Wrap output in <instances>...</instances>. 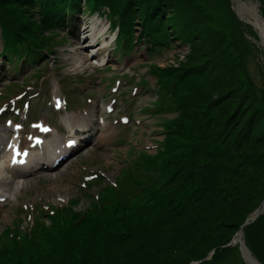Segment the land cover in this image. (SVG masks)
Listing matches in <instances>:
<instances>
[{"label":"rangeland","instance_id":"374dc122","mask_svg":"<svg viewBox=\"0 0 264 264\" xmlns=\"http://www.w3.org/2000/svg\"><path fill=\"white\" fill-rule=\"evenodd\" d=\"M175 2L176 9L182 11L175 16L182 36L168 35L157 42L151 53L150 45L138 40L144 32L139 22L130 24L135 28L137 44L132 47L129 40L123 43L119 32L111 29L105 15H82V33L76 38L63 35L62 30L49 35L52 26H45L37 5H0V17L13 23L17 20L16 25L35 41L46 40L43 43L50 47L59 44L54 47L57 51L41 62L40 69L36 65L17 69L16 64L4 61L0 55V103L25 90L29 95L41 89L42 94L52 100L54 95H64L63 91L71 89L78 106L89 110L92 104L95 106L96 110L90 114L97 118L104 113V105L113 95L118 98V112L109 114L108 126L103 132H97L91 142L95 144L72 159L64 167L69 168L64 174L49 181L28 177L23 186L17 187L14 196L8 194L6 201H0V264L22 261L30 264L36 258L32 252L48 254L58 245L65 250L64 244L70 243L72 238L57 239L58 232L54 228L78 220L88 223L84 229H100L94 234L80 231L78 238L87 246H105L108 240L117 245L105 248L92 264H177L171 260L181 252L184 255L179 254L178 264H185L189 259L187 264H194L195 258L213 250L223 253L212 252L205 260L209 264H224V260L228 264L235 252H241L244 264H251L250 260L252 264H264V211L244 228L242 243L218 247L232 240L244 220L264 200V142L256 136L258 131H264V42L249 14L253 9L264 18V0ZM89 7L90 2L85 9ZM184 20L194 30L189 34L190 40L185 39L188 31ZM94 23L99 27L110 25L107 33L98 35L101 37L97 48L105 40L112 43L107 49L101 48L105 60L99 65L91 61L79 63L78 58L86 53L85 46L91 42ZM50 36L55 37L46 38ZM201 66L212 70L205 71L204 77H188L201 70ZM178 76H182L183 81ZM87 97L94 101L88 102ZM153 101L158 103L159 111L157 107L147 110L148 106H156ZM38 107L37 113L58 118V124L72 125L79 116L68 108L66 112L75 117L65 119L67 114L62 115L63 111L52 114L51 106ZM202 112L203 121L214 117L218 120L217 142L212 144L213 139L206 138L210 146L206 168L205 156L194 151L200 141L195 125ZM123 113L130 114L131 121L126 125L117 122ZM233 116L236 122L231 120ZM252 116V129L243 137L244 126ZM241 131L239 142L235 133ZM146 162L156 168L151 190H143L148 196L147 208H133L135 199L128 202L118 200L120 196L104 199L114 182L118 189L123 186L125 196L132 198L135 187L153 175L143 169ZM94 174L99 178H93ZM14 184L9 185L10 189L16 187ZM5 188L0 179V193H4ZM115 194L113 190L110 192L112 197ZM97 201L100 204H96ZM57 206L66 211L61 208L53 215L51 208ZM184 209L181 216L170 218L166 227L167 213ZM73 211L80 213H74L71 219L59 218ZM42 220L51 227L41 228ZM153 223L166 227L158 238H151L155 240L154 246L139 241L138 237L130 240L135 236L131 230L136 224ZM174 225L178 226L180 235L176 244L169 247L168 243L177 235ZM24 227V234L17 237ZM149 229L144 227L142 231ZM46 231L49 233L42 234ZM203 231L205 237L201 236ZM12 232L11 237H17L14 241L8 237ZM36 234L40 235L36 237ZM197 237L213 238L197 242ZM29 239H34L38 248L29 247ZM144 245L149 249L141 252ZM47 264L76 263L65 258Z\"/></svg>","mask_w":264,"mask_h":264},{"label":"trees","instance_id":"16d2710c","mask_svg":"<svg viewBox=\"0 0 264 264\" xmlns=\"http://www.w3.org/2000/svg\"><path fill=\"white\" fill-rule=\"evenodd\" d=\"M86 1L90 2V7L88 9L89 12L98 11L102 13V8L104 6H107L109 8L108 17L111 19L113 26H115V28L118 27L122 31H125L132 39H134L133 36L135 34L133 31L135 28L130 27V24L135 25V23L137 22L141 23V25L144 28V32L142 33V35L139 37L138 40L141 41L144 39L146 41L151 42L154 46H157V42L162 41L168 35H171L172 38H178L182 33V31H180L177 26L178 22H177V18L175 17L177 13L178 14L182 13V11L179 8L176 9L177 8V4L175 2L176 0H86ZM13 3H24L32 6L37 5L39 8V13L42 15L43 20L45 22V26L49 27L51 25H54L56 28H65L66 26L74 27L76 21H78L76 14L79 13L83 7L82 5L83 0H0V5L3 7H8ZM17 22L18 21L16 20V23ZM16 23H13V21H11L10 19L0 17V24L4 25L2 38L4 41L5 49L3 51V55H5L6 53L8 55L10 53L11 55L17 56L18 58L25 57L27 60H31L32 58H34V56L37 55V52L41 50L39 45L45 42L46 40L36 42L34 39L31 38V36L24 34L23 33L24 31L22 29H19L15 25ZM184 25H185V30L188 31L187 34L188 36L186 35L185 39L190 40L191 35L189 34H192L194 30L190 29L192 27L190 26L188 21L184 20ZM195 68H197V66H195ZM200 69L201 70H197L190 73L188 77L190 75H194V78L204 77V73L212 70L211 68L209 67L206 68L204 66H201ZM178 77L179 78L181 77L183 81L182 76H178ZM238 108L239 107H237V109ZM203 112L199 116V123L195 125V127L198 128V131L200 133L199 136L200 141L195 145L194 151L198 154H202L203 156H205L207 163L204 165V167L206 168L209 165L208 154L210 152V146L206 142V138L209 137L212 138L213 139L212 144L217 142L215 129L218 126V120L216 117H214L213 120L210 118L206 121H203L202 120ZM231 120L236 122L235 116L231 117ZM252 122H253V116L248 119L247 124L244 126L243 134L242 131L238 132L237 134L235 133V135L239 139V142L241 139V134L243 137H245L248 133H250L253 125ZM261 131L262 130L257 132L258 133L256 135L257 140H259L260 142H264V131L263 132ZM232 132L235 131L233 130ZM147 172H151V171H147ZM152 174L154 173L152 172ZM154 180H155V176L153 175L148 176L144 179L142 184L135 187L133 194L136 193V188L142 190L135 195V200L132 202L133 208L135 207L138 210L147 208L145 202L147 201L148 196L147 193L143 190L144 189L151 190L152 183ZM122 187L120 186V189L115 187L116 189L115 191L114 187L111 186L110 191L107 193L104 199H114L115 197L120 196L118 200L125 199L126 202H128V197L124 195ZM112 190L116 193L115 196L113 197L110 195V192ZM139 199H141L139 202L136 201ZM96 204L99 203L96 202ZM185 211L186 209L178 213L168 212L167 221L165 222L166 227L169 224L170 218L181 216ZM100 214L101 213L99 212V215ZM93 216L94 214L91 215V217ZM63 217L66 218L64 215ZM63 217L60 216V218ZM245 222L246 220H244V223ZM87 224L88 223L85 220L74 221V223L66 226L59 224V226L54 228V230L58 232L57 239L60 240L63 238L67 239L71 237L72 238L71 242L64 244V241H62V245L64 244L65 250L63 249L62 246L58 245L57 247L52 249L53 252H49L48 254L46 253L44 254L43 252L40 251L32 252L36 258L32 260L30 264H47L65 258L73 259L76 264H92L98 257H100L98 256V254H101L105 248L114 247L115 244H113L114 241L108 240L105 246L99 245L96 248L87 246L85 242L82 241V239L78 238L80 235L79 234L80 231L85 230L86 231L85 234L87 233L94 234L100 232V229L93 227L84 229L83 226H86ZM186 224H188V222H186ZM45 227L46 226L41 225V228H45ZM47 227H51V224ZM144 227H149L151 229L143 232L142 228ZM166 227H162L160 224L157 223L136 224L134 228L131 230L134 231L135 236L131 237L130 240H133L136 237H138L137 239H141L139 241L154 246L153 243L155 242V240H152L151 238L154 237L158 238L159 234L162 233L166 229ZM173 228L175 230V234L177 235L174 241L168 243L169 247H173L176 244V240L180 235L178 234L179 233L178 226L174 225ZM44 233L48 234L49 232L46 231L43 232L42 234ZM204 233L205 232L203 231L201 233V236L205 237ZM39 235L40 234H36L35 236L38 237ZM197 238H198L197 242H201L203 240H208V239L211 240L213 237L206 239H200L199 237ZM36 245L37 244L34 239H29V245H28L29 247L35 246L34 249H36L38 248ZM218 247H222V246H218ZM60 248H62V252H59ZM143 248L144 249L141 250V252L146 249H149V246L144 245ZM181 253H183L182 255H184V252ZM199 253L201 252H197L196 254ZM214 253L215 255L218 254L221 255L223 252H214ZM179 254L174 256L171 262L177 261L179 263L180 261L178 260ZM229 254H231V252ZM205 256L206 254H203L201 256H198L197 259L195 258L194 260L203 259ZM243 260L244 259L242 257L241 252H235L232 253L231 258L228 261V264H244ZM190 261L191 259L187 260L185 264L189 263ZM225 262L226 261L224 260V264ZM20 264H24L23 261L20 262ZM200 264H209V262L208 260L207 261L204 260Z\"/></svg>","mask_w":264,"mask_h":264},{"label":"bare ground","instance_id":"6f19581e","mask_svg":"<svg viewBox=\"0 0 264 264\" xmlns=\"http://www.w3.org/2000/svg\"><path fill=\"white\" fill-rule=\"evenodd\" d=\"M246 9H250L248 7H246ZM253 10V9H252ZM252 10H250L249 14H250V20L252 22H254V24L257 26L258 30L260 31L262 40L264 42V18L259 14V13H254ZM104 29H106L104 27ZM92 33H91V37L93 38L92 41L90 43H88L85 47V54H83L80 58H78V62L79 63H86L88 61L93 62L92 64H100L101 61H103L105 59V55H102L100 50L103 47H108V41L105 40L104 44L102 46H100L99 48H97L98 44H95V40H97V36L100 35L103 31V29L100 27L98 28L97 24H94L93 28H92ZM51 112V111H50ZM4 165H5V161H1L0 160V175H1V171L4 170ZM7 168V167H6ZM24 181L18 182L16 184V187L13 189L10 188H5L2 189L4 191V193H0V195L6 196L8 194H10L11 196H14L17 190V187L19 188L21 185H23ZM240 237H242V235H240ZM239 243V242H237ZM236 243V244H237ZM245 252H247L246 249H244ZM251 264L253 263V260H250ZM256 263V262H255Z\"/></svg>","mask_w":264,"mask_h":264},{"label":"water","instance_id":"95a60500","mask_svg":"<svg viewBox=\"0 0 264 264\" xmlns=\"http://www.w3.org/2000/svg\"><path fill=\"white\" fill-rule=\"evenodd\" d=\"M264 211V200H262L261 204L259 205L258 209L251 215L249 216V218L246 220V222L244 224H242L240 226V229L236 232V234L234 235V237L232 238V240L228 243V244H225V245H222V247L224 246H232L234 245L235 243L239 242V243H242V237H240V235H242V232H243V229L251 224L252 222H254L255 220H257L260 215L263 213ZM244 249H247L245 246H244ZM213 251L209 252V254H207L203 259H200L196 262H194V264H200L202 261L206 260L208 257H210V255L212 254Z\"/></svg>","mask_w":264,"mask_h":264},{"label":"clouds","instance_id":"9594fccd","mask_svg":"<svg viewBox=\"0 0 264 264\" xmlns=\"http://www.w3.org/2000/svg\"><path fill=\"white\" fill-rule=\"evenodd\" d=\"M195 261H198V260H195Z\"/></svg>","mask_w":264,"mask_h":264}]
</instances>
